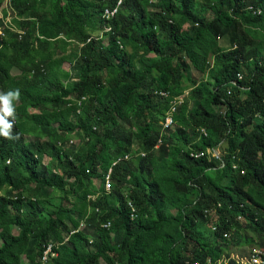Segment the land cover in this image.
Here are the masks:
<instances>
[{
	"label": "trees",
	"instance_id": "16d2710c",
	"mask_svg": "<svg viewBox=\"0 0 264 264\" xmlns=\"http://www.w3.org/2000/svg\"><path fill=\"white\" fill-rule=\"evenodd\" d=\"M117 2L11 0L25 34L0 39V92L20 93L18 138L0 136V264H41L50 243L49 264H235L231 247L264 249V0H125L109 43L88 42ZM207 149L219 158L190 157ZM129 154L111 192L85 182Z\"/></svg>",
	"mask_w": 264,
	"mask_h": 264
},
{
	"label": "built area",
	"instance_id": "2783aa9c",
	"mask_svg": "<svg viewBox=\"0 0 264 264\" xmlns=\"http://www.w3.org/2000/svg\"><path fill=\"white\" fill-rule=\"evenodd\" d=\"M124 1L125 0H118L115 7L104 9L102 18L105 20L106 23H104V26L96 34L95 33L92 34V36L87 40L88 42L91 41L92 39H95L97 41L102 40L103 44H105L104 39H106V38L109 39V36L105 37V35L110 34L112 32V27L107 22L110 20H113L119 14V11H120L121 7L123 6ZM156 1L157 0H150V3L154 4V3H156ZM247 10H248V12H250L255 17H260L263 14V12L260 9H256L253 6H249L247 8ZM15 21H21V20L18 18L16 11L13 9V7L11 5V0H5L3 5L0 7V39L1 40L6 39V37H7L6 32L7 31H9L11 33H15L19 36H23L25 34L23 31L18 29L17 25L15 24ZM108 43H109V41H108ZM80 44L83 45L84 43H80ZM107 44H105V45H107ZM237 79L238 80L241 79L240 74L237 75ZM232 84L235 85V82H232ZM155 94L162 97V98L170 97V94L168 92H164V91H156ZM188 94H189V92L187 91L183 95H180L178 97H174L172 99V101L170 102V104H171L170 110H169V112H167V114H165L162 121L160 122L161 135H160V139H159L158 143L154 147L155 149H157L158 146L160 145L162 135H164L166 131L173 130L175 128L173 115L176 113L177 108L180 105H182L184 101H186ZM85 98H86V96H83L81 99H79L78 104L80 105L82 100H84ZM80 111H81V108L78 109V112H80ZM262 120L264 121V118H262ZM201 132H203V130H201ZM70 144L79 145V141L73 139L70 141ZM139 154L141 156H143V152L137 153L136 155H139ZM205 155H207L210 159L211 158H219V153L216 150L207 149L206 152H198V153L197 152H191L190 153V157L193 159H198V158L203 157ZM131 158H132V155L129 154V155H126L124 157L116 159L113 162V164H112L111 168L109 169V171L107 172V174L104 176V178H101L102 186L106 192H108V193L111 192L112 187H113L112 186L113 185L112 173H113L114 167H116L120 163L127 162ZM8 163H10V162H8ZM99 194H100V192L98 191L97 194H94L93 196L88 197V200L93 202ZM127 204L130 208V218H131V220H134L137 217V209L133 205L132 200L129 199L127 201ZM86 226H87L86 220L82 221L80 224L79 230L76 232H73L71 235L85 230ZM111 226H112L111 222H106L102 225V227L104 229H110ZM211 229L214 230L215 227H212ZM58 247H59V244L50 243L46 247L42 258L40 259L41 264H49L52 258H57L58 255L55 252V249H57ZM230 259L233 260L235 262V264H264V249L263 248H254L247 255H243V256L232 255L230 257ZM207 262L210 263V261H207ZM219 263L229 264V259H222ZM195 264H198V263H195Z\"/></svg>",
	"mask_w": 264,
	"mask_h": 264
},
{
	"label": "rangeland",
	"instance_id": "374dc122",
	"mask_svg": "<svg viewBox=\"0 0 264 264\" xmlns=\"http://www.w3.org/2000/svg\"><path fill=\"white\" fill-rule=\"evenodd\" d=\"M209 19H212V17L209 16ZM108 41H109L108 38L104 39V43L105 44H107ZM74 47L75 46H72V49H74ZM72 49L70 48V52L72 51ZM76 54H77V51H74L73 52V55H72V58L73 59L71 61H67V62L64 63V70H66L67 72H69L71 74L70 81H74L76 79L75 78V74H74L75 73L74 72V64H75L76 59H77V55ZM13 74L17 76V75H19V72L15 69V70H13ZM188 77L191 78L193 81L194 80L195 81H198V79H199L198 78V74H196L194 72L189 73V76ZM189 84H192V82H190ZM27 140L30 141L31 138L27 137ZM78 141H79V139H78ZM135 144H136V147L137 148L140 147V145H138V141ZM48 161H49L48 159L45 160L44 164L47 165ZM84 179H85V182L88 183V185L90 184V182H92V186H95V188L102 187L101 178H97L95 176L93 177L92 174L89 175V174L86 173L85 176H84ZM59 196H60L59 193L55 192L49 198V201H48L49 203H47V207H46L48 211H52L56 207V205L60 202ZM210 226H208V227H202L201 228V231H202L203 235H205V237L208 235V231L210 230ZM252 239L255 240V244H253V245H245V247H243V248H234V247H231L230 248L231 256L232 255H237V256L247 255L250 251H252V249H254V248H260L258 246V239L255 238V237H253ZM26 262L27 261H26L25 257L22 256L21 257V263L22 264H25Z\"/></svg>",
	"mask_w": 264,
	"mask_h": 264
},
{
	"label": "clouds",
	"instance_id": "9594fccd",
	"mask_svg": "<svg viewBox=\"0 0 264 264\" xmlns=\"http://www.w3.org/2000/svg\"><path fill=\"white\" fill-rule=\"evenodd\" d=\"M19 96L18 89L0 92V136L6 139L18 138L12 135V129L16 118L14 101H18Z\"/></svg>",
	"mask_w": 264,
	"mask_h": 264
},
{
	"label": "crops",
	"instance_id": "0c3cea01",
	"mask_svg": "<svg viewBox=\"0 0 264 264\" xmlns=\"http://www.w3.org/2000/svg\"><path fill=\"white\" fill-rule=\"evenodd\" d=\"M219 44H220L221 47H224V48H228L229 47V43H228L227 39H220Z\"/></svg>",
	"mask_w": 264,
	"mask_h": 264
}]
</instances>
